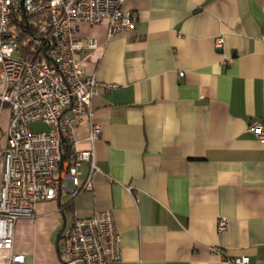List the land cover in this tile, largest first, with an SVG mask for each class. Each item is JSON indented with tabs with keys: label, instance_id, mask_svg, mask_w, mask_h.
<instances>
[{
	"label": "crops",
	"instance_id": "0c3cea01",
	"mask_svg": "<svg viewBox=\"0 0 264 264\" xmlns=\"http://www.w3.org/2000/svg\"><path fill=\"white\" fill-rule=\"evenodd\" d=\"M122 8L135 15L131 31L108 38L105 25L78 28L101 47L79 53L85 74L114 85L91 98L102 126L93 189L38 202L33 218L18 219L12 250L24 260L12 264H60L74 217L103 209L121 236L115 264H231L241 255L264 264V142L248 129L264 124V0ZM8 119L4 106L1 142ZM89 131L86 120L76 126L79 148Z\"/></svg>",
	"mask_w": 264,
	"mask_h": 264
},
{
	"label": "built area",
	"instance_id": "2783aa9c",
	"mask_svg": "<svg viewBox=\"0 0 264 264\" xmlns=\"http://www.w3.org/2000/svg\"><path fill=\"white\" fill-rule=\"evenodd\" d=\"M124 1L0 0V110H9L0 141V264L23 262L24 255L12 250L13 228L18 219L34 217L36 203L93 189L100 171L94 142L102 126L94 120L91 98L96 89L114 85L85 74L79 53L101 47L92 37L82 42L78 28L105 25L108 38L131 31L136 18L122 8ZM30 18L38 23L32 26ZM260 41L264 44V33ZM214 45L220 48L222 38ZM85 120L89 146L81 149L74 130ZM34 122L45 129L31 130ZM248 129L264 142L262 122L252 121ZM65 146L69 159L63 158ZM226 226V218L218 219V231ZM120 254L121 236L108 209L76 215L58 249L60 264H115ZM230 263L250 264L245 255Z\"/></svg>",
	"mask_w": 264,
	"mask_h": 264
},
{
	"label": "rangeland",
	"instance_id": "374dc122",
	"mask_svg": "<svg viewBox=\"0 0 264 264\" xmlns=\"http://www.w3.org/2000/svg\"><path fill=\"white\" fill-rule=\"evenodd\" d=\"M30 129L33 131L44 130L45 125H43V123H40V122H34V123L30 124Z\"/></svg>",
	"mask_w": 264,
	"mask_h": 264
},
{
	"label": "trees",
	"instance_id": "16d2710c",
	"mask_svg": "<svg viewBox=\"0 0 264 264\" xmlns=\"http://www.w3.org/2000/svg\"><path fill=\"white\" fill-rule=\"evenodd\" d=\"M26 22H32L31 25L34 26V24L37 22L36 18H30V19H26ZM38 23V22H37ZM64 159H69V149L67 146H65V150H64Z\"/></svg>",
	"mask_w": 264,
	"mask_h": 264
}]
</instances>
